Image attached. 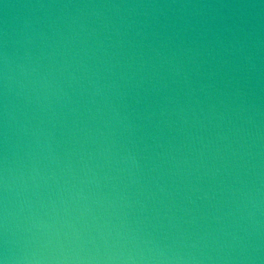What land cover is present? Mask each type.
Returning <instances> with one entry per match:
<instances>
[{
    "label": "water",
    "instance_id": "water-1",
    "mask_svg": "<svg viewBox=\"0 0 264 264\" xmlns=\"http://www.w3.org/2000/svg\"><path fill=\"white\" fill-rule=\"evenodd\" d=\"M186 24L215 32H222L225 25H236L246 36L251 34L246 39L245 52L251 55L255 68L251 73L242 68L236 74L248 111L239 117L230 113L231 123L214 119L209 124L204 120V127L190 124L181 131L174 113L167 117V124L158 112L152 123L143 118L135 120L137 115H146L149 104L156 109L160 97L149 94L147 101L137 104L133 98L137 90L122 84V90L128 92L126 110L135 123L141 125L133 137L144 158L141 183L132 184L127 173L109 172V166H105L97 171L98 177L109 174L113 179H100L98 188L92 183L81 185L79 155L81 151L94 152L95 144L85 139L83 133L73 130L82 125L79 121L73 124L76 117L69 108L83 104L85 97L77 85L68 86L67 73L61 78L56 71L58 82L71 103L65 106L63 97L57 100L59 93L53 85L55 95H49L50 108L41 111L34 99L29 102L35 96L31 81L37 74L58 68L62 59L68 60L71 53L81 48L94 50L98 39L110 46L126 36L135 44L137 30L150 35L165 28L170 32ZM115 29L120 30L121 37L114 34ZM184 35L190 38L194 33L188 31ZM4 50L9 55L13 76L8 96L7 133L11 247L27 246L40 250L45 256H59L62 252L70 256L96 255L97 250L99 255H104L106 250L125 254L142 250L147 254L140 239L151 238L167 254L196 257L186 260L185 264H264V4L261 0H0V51ZM54 50L69 55L50 59L47 54ZM113 50L120 53L123 63L134 48L125 43L122 48L109 47V51ZM87 63L91 65L95 61ZM21 67L37 68V74L26 78L20 74ZM193 79L198 83L200 78ZM216 79V86L228 91L224 89L228 78L222 71ZM177 95L183 103V94L178 91ZM2 102L0 89V105ZM210 102L201 97L200 107L207 111ZM194 110L199 117V108L194 106ZM218 111L222 112L223 108L218 106ZM77 115L90 127L99 124V120H88L83 108ZM248 116L252 117V124L245 122ZM155 121H161L159 128L153 126ZM37 127L45 134L52 133L49 143L60 164L36 147L33 131ZM3 133L0 119V172L5 152ZM152 136H158V140L153 141ZM39 139L42 142L43 136ZM202 144L209 147L202 148ZM170 150L177 161L187 158L191 167L180 165L178 170L169 159ZM66 159L72 161L78 178L61 171ZM33 167L41 171L42 176L54 171L56 179H49L47 183L37 179L34 184L28 178ZM73 184L83 188L86 200L69 199L63 189ZM158 185L164 186L166 191L161 193ZM57 193L65 200L63 206ZM117 194L125 195L126 199L116 200ZM3 195L0 190V224ZM100 197L115 202L112 207L106 202H94ZM85 207L91 214L84 211ZM30 217L47 221V239L51 243L45 245L43 237L39 241H26L29 233L25 229ZM65 220L80 230L79 237L63 223ZM97 224L107 226V244L99 239L95 244L87 242L88 234H95ZM116 232L120 233L119 238ZM249 256L252 258L248 259Z\"/></svg>",
    "mask_w": 264,
    "mask_h": 264
},
{
    "label": "clouds",
    "instance_id": "clouds-1",
    "mask_svg": "<svg viewBox=\"0 0 264 264\" xmlns=\"http://www.w3.org/2000/svg\"><path fill=\"white\" fill-rule=\"evenodd\" d=\"M261 4H264V0H261ZM80 28L83 30V26H80ZM188 31L194 33L190 38L184 35ZM114 34L121 37L119 29H115ZM250 35L249 33L246 36L243 29L236 25H225L222 32H215L208 28L201 30L190 24L183 25L170 32L165 28L162 32H153L150 35L141 29L135 33V37L138 38L135 44L128 41L125 36L124 39H118L115 44L110 46H105L104 41L98 39L94 50L81 48L79 52L71 53V55L67 52L61 53L54 50L47 54L50 59L54 60L57 55L62 57L69 55V59H62L58 68H50L44 74H37V68L34 67L29 69L21 67L20 74L26 76V78L37 74L36 78L31 81V91L35 93V96L29 102L31 103L34 99L41 111L50 108L49 95H55L52 92L53 85L56 86L55 92L59 93L56 99L59 100L63 97L65 106L71 103L68 93L63 90L58 82L55 75L56 71L60 72L61 78H64V74L67 73L68 86L77 85L80 94L85 97L83 104L78 105L76 108H69V111L76 117L73 124L79 121L82 125L79 129L73 130L83 133L85 139H91L95 144L94 152L85 153L81 151L79 155V173L83 174L82 178H79L81 185L92 183L98 188L100 179H113L109 174H105L103 177L97 175L99 169L109 166V172L127 173L129 182L139 186L143 178L144 158L133 137L140 130L141 125L135 123L126 110L128 92L122 90V84L137 90L136 96L133 97L137 104L147 101L149 94L160 97L156 109H152L149 104L145 109L146 115L143 117L137 115L135 120L143 118L152 123L153 117L158 112L161 120L167 124V117L174 113L181 131L184 126L190 124H199L200 127H204V120H207L209 124L214 119L227 120L231 123L230 113L239 117L248 111V108L244 106V94L239 87V78L236 74L242 68H246L249 73L255 68L251 55L245 52L246 39ZM125 43L134 48V51L121 63L120 53L115 50L109 51V47L115 49L119 45L122 48ZM48 47L51 48L52 45H48ZM81 52L83 55H80ZM97 53L100 55L97 56ZM88 60H94L95 63L90 65L87 63ZM221 71L228 78L224 83V89H228V91L216 86V77ZM194 77L200 78L198 83L194 82ZM12 79L9 55L6 50L0 51V89H2L3 95V102L0 105V119H2L4 129L5 145L2 172H0V190L4 193L3 221L0 224V228H2V232H0V264H185L186 260L196 259L192 256L167 254L155 240L151 238L144 240L139 237H133V239H140V242L146 246L147 254L142 250H137L135 253L128 252L127 254L123 252L111 253L106 250L104 255H99V250H97L96 255L70 256L62 252L59 256H45L41 254L40 250L28 248L27 246L24 248L11 247L8 230L9 168L7 133L9 123L8 96ZM173 85L176 87H172ZM178 91L183 94V103L177 95ZM141 92L143 95L140 94ZM201 97L211 101L207 104V111L200 107ZM233 104L235 107H232ZM194 106L199 108V117L194 110ZM218 106L223 108L222 112L218 111ZM80 108L84 109L88 120L93 122L99 120V124L95 128L90 127L85 120L80 119L77 115ZM122 109L125 110L122 111ZM189 115L192 117L191 121ZM55 116L56 114L53 112L52 118L55 119ZM160 122L155 121L153 126L159 128ZM245 122L252 124V117L248 116ZM236 131L238 132L239 129H236ZM33 136L37 138L36 147L46 151L49 156H52L53 162L60 164V159L53 156L52 145L49 143L52 133L45 134L41 128L37 127L33 131ZM41 136H43L42 142L39 139ZM151 138L153 141L158 140V136H152ZM220 138L227 139L225 136ZM196 139L199 140L200 138L197 137ZM159 146L157 144V147ZM207 147H209L208 144H202V148ZM200 155L202 157L203 153L201 152ZM168 156L178 170L180 165L191 167L187 158L177 161L175 157H172L171 150ZM94 160L98 163H93ZM61 171L66 172L71 178H78L70 159L64 161ZM213 175H215V172ZM28 178L35 184L37 179L47 183L49 179L55 180L56 176L54 171L48 176H42L41 171L33 167ZM113 188H115V185H113ZM158 190L161 193L166 191L164 186L159 185ZM63 191L68 193L69 199L73 202L87 199L83 194V188H78L74 184L63 189ZM57 196L63 206L65 204L63 196L59 193H57ZM115 199L124 200L126 197L123 194H117ZM49 202L55 203L54 201ZM94 202H106L109 207H112L115 201L100 197L98 201ZM84 211L91 214L90 209L87 207ZM63 223L71 228L74 236L79 237L80 230L77 227L67 220ZM48 227L49 225L44 219H32L30 217L28 226L25 229L29 233L26 241L29 239L39 241L43 237L45 238V245L51 243L50 239H47ZM106 228V225L97 224L95 234L89 233L87 242L95 244L99 239L107 244L105 239ZM111 234V231H109V235ZM55 235L59 240L60 234L57 232ZM115 235L116 238L120 237L119 232H116ZM254 251L256 249H253ZM251 258V256L248 257V259Z\"/></svg>",
    "mask_w": 264,
    "mask_h": 264
}]
</instances>
